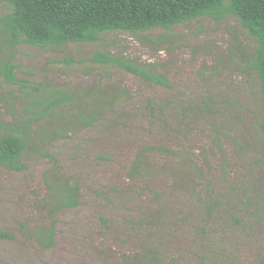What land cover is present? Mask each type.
Returning <instances> with one entry per match:
<instances>
[{"label": "rangeland", "instance_id": "1", "mask_svg": "<svg viewBox=\"0 0 264 264\" xmlns=\"http://www.w3.org/2000/svg\"><path fill=\"white\" fill-rule=\"evenodd\" d=\"M9 11L0 0V16ZM256 45L229 16L108 31L95 43L16 46L20 81L0 78V120L22 112L36 85L76 96L63 117L113 104L93 126L48 142L53 158L31 150L25 170L0 164V230L11 234L0 237L1 264H122L150 250L165 264H264ZM98 51L149 65L171 87L96 63ZM154 145L166 149L142 151ZM66 181L79 187V205L54 211V189Z\"/></svg>", "mask_w": 264, "mask_h": 264}, {"label": "trees", "instance_id": "2", "mask_svg": "<svg viewBox=\"0 0 264 264\" xmlns=\"http://www.w3.org/2000/svg\"><path fill=\"white\" fill-rule=\"evenodd\" d=\"M1 1L10 6V11L0 16V78L8 84L20 81L12 50L21 43L49 48L72 43H95L108 31L137 34L158 28L168 30L177 24L205 17L221 20L235 16L257 44L253 55L249 56V63L260 81L264 110V0ZM92 59L103 65L119 66L145 82L171 87L165 74L130 58L98 51ZM51 87L33 86L32 92H25L22 112L16 113L13 120H0L1 165L17 171L25 170L27 164L23 157L32 154L31 150L52 157L46 151L48 142L67 136L69 131L78 126H93L101 113L113 104V99L103 100L88 111L84 107L76 111L73 114L75 118L68 117L72 115L71 112L63 117V108L72 103L76 96ZM149 103L152 110L157 105L153 101ZM260 129L264 139V115ZM153 148L165 147L148 146L142 151L147 152ZM142 154L134 163L136 172L140 171L138 161ZM55 188L54 211L79 205L77 185L66 181ZM0 237L11 238V234L0 230ZM148 253L138 254L131 259L124 258L122 264H165L166 261L157 251L150 250Z\"/></svg>", "mask_w": 264, "mask_h": 264}]
</instances>
